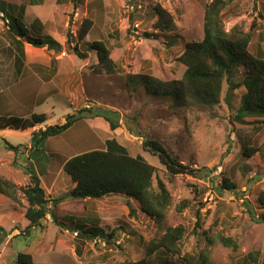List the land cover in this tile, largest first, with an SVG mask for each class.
<instances>
[{"label": "rangeland", "instance_id": "1", "mask_svg": "<svg viewBox=\"0 0 264 264\" xmlns=\"http://www.w3.org/2000/svg\"><path fill=\"white\" fill-rule=\"evenodd\" d=\"M210 1L45 0L36 9L39 15L48 18L44 33L49 32L64 45L58 54L49 53L45 48L29 49L33 53L29 54L41 64L39 68L45 69V64L52 59L57 76L40 88L38 80L30 76L31 71H23L27 75L21 77L10 67H3L0 71V115L21 113L29 119L30 115L45 114L50 125H58L64 122L66 115L76 114L81 109H90L91 113L85 114V118L67 131L50 138L39 149L40 155L46 152L50 159L47 167L41 164L26 166V159L19 153L26 151L25 144L20 146L16 153L18 157L13 160L14 154L8 153L5 142L17 146L29 138L1 133L0 175L19 186L27 182L30 170L39 171L44 176L41 187L49 201L47 208L57 217L69 221L72 217L92 219L99 215V227L108 234L114 231L115 236L109 241L75 237L74 232L54 227L49 215L40 221L39 227L24 228L27 208L24 197L18 194L17 203L1 197L0 264H14L19 254L31 255L33 264L137 262L147 257V247L159 240L166 229L177 226L184 230L182 247L185 253L205 254L211 264L262 263L264 221L258 217H264V206L258 205L257 197L264 192V153H256L248 160L241 157L240 138H254L250 122L240 125L233 119V110L239 105L242 90H230L225 84L222 102L213 109L172 108L169 96L156 94L167 91L168 83L181 79L185 68L177 59L186 43L202 40L204 10ZM225 1L226 6L221 12L224 30L250 33L249 53L264 59V0ZM28 3L29 0H0L3 10L0 12L16 17L19 6ZM155 6L172 16L175 25L172 35L164 37L166 34L161 36L153 30L157 19L153 11ZM83 20L90 21L91 27L85 38L78 42L75 36ZM24 23L31 24L30 16L24 17ZM7 26L0 21V52L8 47ZM67 33L73 37L69 45L64 43ZM171 36L174 43L169 40ZM91 42H102L108 48L114 73L107 74L97 65L95 53H86V46ZM76 43L80 51L87 54L86 59H78L72 52ZM240 71L235 74L234 82L240 81ZM37 73L41 78V74L45 78L49 76L48 69H39ZM35 85L38 88H33ZM36 89L50 95L67 94L70 101L58 99V102L39 105L30 99L15 107L16 101L25 100ZM106 118L117 123L114 130ZM108 139L116 140L129 155L141 156L155 167L154 184H163L169 195L160 222L137 211L133 201L129 202L136 215L128 216V200L123 196L92 200L86 205L81 200L66 198L71 189L70 179L62 165L75 155L104 150ZM144 140L160 141L180 163L201 169L202 178L179 175L170 179L157 158L143 151ZM263 142L264 132L259 137V143ZM228 146L230 152L225 154ZM52 177L58 180H46ZM224 179L235 189H224ZM60 197H65L62 204L51 205ZM184 203L186 207L180 211L179 207ZM196 222L199 228H196ZM219 236L231 238L237 249L220 245L217 242ZM249 254L256 258V263L248 262ZM157 257L154 253L149 261ZM175 264L183 262L177 260Z\"/></svg>", "mask_w": 264, "mask_h": 264}, {"label": "trees", "instance_id": "2", "mask_svg": "<svg viewBox=\"0 0 264 264\" xmlns=\"http://www.w3.org/2000/svg\"><path fill=\"white\" fill-rule=\"evenodd\" d=\"M44 1L29 0V5H42ZM225 6V0H211L206 5L203 15L202 40L186 43L177 59L185 68L181 79L168 83L165 86L169 88L167 91L163 89L162 93L156 94L169 96L172 108L213 109L222 102L225 84L230 90L241 89L240 102L238 107L233 110V119L240 125L248 124V122L253 125L254 138L251 136H245L242 140L240 138L241 157L248 160L256 153H264V142L259 143V137L264 132V59L249 53L250 33L226 32L224 30L221 12ZM0 11L3 10L0 8ZM153 11L157 17L153 30L157 31L158 35L162 34L161 36L166 34L164 37H167V34L172 35V32L175 31L172 16L160 6H155ZM6 17L9 21L8 30L14 37L23 39L27 44L36 48L45 47L48 51L62 52L63 46L53 38L46 35L41 36L40 33L36 36L29 34V29L22 23L20 16ZM33 24L34 26L38 25L41 29L39 22ZM33 24L30 27H33ZM90 27L91 22L83 20L75 39L81 42L89 32ZM144 36L151 37L148 34H144ZM169 40L173 41L172 43L175 41L172 36ZM72 41L73 37L67 33L65 43L69 45ZM18 45L21 46V44ZM86 48V53H95L97 65L100 68L107 74L114 73V63L110 58V51L104 43L91 42L87 44ZM71 50L78 59L87 58V54L80 51L77 43ZM54 70L55 68L53 72ZM239 70H241V79L239 82H234V76ZM143 81L146 83V79ZM90 113V109H81L76 114L66 115L62 124L47 125L43 130L39 129L33 132L30 136L31 148L39 150L48 139L67 131L76 122L85 118V114ZM94 116L98 117L97 115ZM106 120L112 130L117 127L116 122L107 118ZM45 122L46 118L43 114L31 115L29 119L0 116V131L25 132L34 127L42 126ZM104 147V150L101 151H88L75 155L62 165V170L69 177L71 183V189L66 198L74 201H92L109 196H123L128 200L126 203L128 216L134 217L136 215L135 209L129 202L133 201L137 211L156 220V222H160L168 206L169 195L163 184L157 183L155 186V167L147 163L141 156L132 157L129 155L127 150L114 139L106 140ZM5 149L16 155L20 151V146H12L5 142ZM142 149L157 158L170 179L179 175L202 178L201 169H193L189 165L180 163L178 158L173 156V153L158 140H144ZM229 152L230 146L226 148L225 154ZM222 185L224 189L229 191L235 189L233 184L225 179ZM18 194L22 195L27 202L24 213L25 220L29 222L27 229L39 227L40 221L49 215L53 226L60 231H71L77 236L80 235V237L89 240L109 241L115 236L114 231L108 234L99 227L100 221L97 216L92 219L70 217L69 221L65 217L57 218L47 208L49 201L45 197L39 177L33 170L27 173V182L19 186L12 184L0 175V196L17 203ZM64 199L65 197H60L53 200L51 205L55 206L62 203ZM257 202L259 206H264V192L259 193ZM185 207L186 203L179 207V210L183 211ZM263 218V216L258 217L259 220L264 221ZM197 222L195 226L199 228ZM183 235L184 230L181 226L169 227L159 240L153 241L147 247V257L126 264H175L177 260L182 261L183 264H211L205 254H188L183 251ZM217 242L223 247L237 249L236 242L231 238L219 236ZM154 253L158 257L154 261H149ZM246 259L249 263H256V258L252 254L247 255ZM30 261L31 255L19 254L14 264H33ZM261 264H264V259Z\"/></svg>", "mask_w": 264, "mask_h": 264}, {"label": "crops", "instance_id": "3", "mask_svg": "<svg viewBox=\"0 0 264 264\" xmlns=\"http://www.w3.org/2000/svg\"><path fill=\"white\" fill-rule=\"evenodd\" d=\"M40 7H41V5H33L32 6V5H29V3H28L27 6L26 5H24V6L21 5V6H19V9H18L19 12H18V15L17 16H20L21 15L20 16V19L23 21L22 23L24 25H25V23H24V17L25 16H30L31 24L29 26L28 25H25V26L28 27L29 32H32L33 33L32 34L33 36H36L38 33H40L41 36L42 35L43 36L44 35L49 36V37L53 38L56 42H58L59 40H56L49 32L44 33V31L46 32V24L48 23V18L42 17L41 15H39L40 14L39 11H36V9H39ZM31 16H32V18H31ZM34 22H39L40 25H41L40 26L41 29H39V26L38 25L37 26H34V24H33ZM32 24H33V27H30ZM6 30L7 31L5 32V37H6V39L8 40L9 43H8L7 49L4 48V50H2L0 52V58H1L0 59V71H3V67L5 69V66H8V67H10V69H13L17 75L19 74L21 77L27 75V74L23 73V71H25V70L31 71L32 73L31 74L28 73V74H30L31 77L36 78L38 80V82H39L38 86L40 88H44V86H47L45 83L52 82L55 79L53 77L54 76L56 77L57 76V73H58V72H53V69L55 68V65H54V62L52 61V59L49 58V60L50 59L51 60L47 64H45V69L44 68H39L41 66V64L40 63H36L35 60H34V58H33L34 56H31L33 53L32 52H29L30 51L29 49L36 50V49H43L45 47H43V48L33 47V46L27 44L26 41H24L23 39H20L18 37H14L13 34L11 32H9L8 27L6 28ZM38 31H40V32H38ZM65 42H66V40H65ZM58 43L61 46L64 45L60 41ZM18 44H21V46L18 45ZM48 52L49 53H51V52L55 53L54 51H48ZM55 54H58V53H55ZM23 60H25V62H23ZM40 60H42V59H40ZM40 60L38 59L37 61H40ZM6 61L8 62L7 64H5ZM46 67H48V68H46ZM39 69L40 70L41 69L42 70L48 69V72H49L48 78L43 77L42 74H41V76H42V78H41L40 75L37 73L39 71ZM44 81H46V82H44ZM33 88H38V87H37V85H35ZM52 96L54 97V99L52 98ZM20 97L24 98L23 96H20ZM68 97H70V96L67 95V94L62 95V94L57 93V94L50 95L49 92L48 93H43V90L42 89L41 90L36 89L33 94H30L29 93V96H27L26 99L24 98L25 100H20L21 102L16 101L15 107L19 103L24 104L22 102L30 101V99H32L30 102H33L35 104L36 103H39V105L48 104V103H51V102H58L57 101L58 99L63 100L64 102H69L70 99ZM32 106H37V105H32ZM11 114H17L18 115V116H14V117L24 118L21 113H11ZM11 114L4 113V116H11ZM43 115L47 117V115H45V114H43ZM0 116H3V115H0ZM47 125H50V124L46 121L42 126H37L38 127L37 130H39V129H42L43 130L45 128V126H47ZM34 128H36V127H34ZM34 128H32L31 130L25 131V132H14V131H9V130H3V131H0V134L1 133H5V134L12 133V134H18V135H20L23 138H29V141H25L23 144L17 145V146H24V144L26 145V146H24V148L26 149V151L24 153L19 152V153L22 154L21 157L26 159V162H27L26 166H30L31 167L32 164L35 167L38 166V164L39 165L41 164V166H45V167H47L48 165L50 166V164H49L50 163V159L48 158V155H47L46 152L42 156V154L40 155V153H41L40 150H36V149L31 148L30 136H31V134L33 132H36L37 131V130H33ZM48 142H49V139L43 144V147ZM12 146H14V145H12ZM47 148H48V145H47ZM17 157H18V155H14L13 156V160H16ZM36 175L39 177L40 183L42 184V182H43V179L42 178L44 176H42V174L39 171H36ZM46 180L47 181H53V180L54 181H57L58 179L52 177L51 179H46ZM63 181H65V179H63ZM69 186L71 187V183H70ZM1 197H3V196H0V199H1ZM4 199H7V198L4 197ZM83 202L86 205V203L88 201H83ZM59 204H62V203H59ZM57 218H63V217H57ZM98 218H99V215H98ZM9 222L13 223L15 221H9ZM51 223H52V221H51ZM28 225H29V222L25 220L24 228H27ZM65 232H68V231H65Z\"/></svg>", "mask_w": 264, "mask_h": 264}, {"label": "built area", "instance_id": "4", "mask_svg": "<svg viewBox=\"0 0 264 264\" xmlns=\"http://www.w3.org/2000/svg\"><path fill=\"white\" fill-rule=\"evenodd\" d=\"M0 21H3L4 24H5V23H6V24L9 23L8 19H7V18L4 16V14L1 13V12H0ZM74 236L76 237V233H74Z\"/></svg>", "mask_w": 264, "mask_h": 264}, {"label": "clouds", "instance_id": "5", "mask_svg": "<svg viewBox=\"0 0 264 264\" xmlns=\"http://www.w3.org/2000/svg\"><path fill=\"white\" fill-rule=\"evenodd\" d=\"M77 235V234H76Z\"/></svg>", "mask_w": 264, "mask_h": 264}]
</instances>
